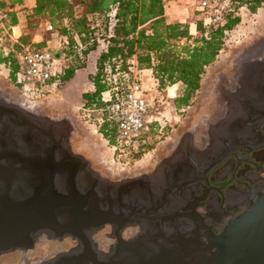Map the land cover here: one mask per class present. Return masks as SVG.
Returning <instances> with one entry per match:
<instances>
[{
  "label": "flooded vegetation",
  "instance_id": "obj_1",
  "mask_svg": "<svg viewBox=\"0 0 264 264\" xmlns=\"http://www.w3.org/2000/svg\"><path fill=\"white\" fill-rule=\"evenodd\" d=\"M255 46V58L261 55L262 59L253 61L248 57L239 66L258 64L254 76L250 69H245L246 74H250L249 82L244 81L249 89L242 93L239 88L234 92L236 96L229 91L226 97L229 80L234 79L233 61ZM251 47L246 46L228 60L221 71L212 74L207 92L208 107H201L212 115L205 127L210 132L209 141L204 142L202 139L206 136L194 132L195 141L181 142L176 156L162 161L158 168L142 176L147 180L151 175L150 183L146 182L151 197L142 216L131 214L134 210L141 212L140 208L123 209L124 217L117 223L105 224L89 233L100 260L107 261L125 245L136 244L151 251L154 258L162 259L165 264H197L195 253H202L200 258L210 256L216 250L212 247L214 237L264 193V35ZM225 100L232 101L234 108L229 115L222 106ZM188 148H192L191 155ZM67 160L62 180L70 188L74 179L79 183L81 169L76 160ZM182 171L185 173L181 174ZM153 179L161 183L154 186ZM134 183L128 185L127 190L137 195L140 182ZM88 209L94 210L91 206ZM112 209L116 211L114 206ZM40 240L42 237L36 239ZM51 258L35 256L13 264H48Z\"/></svg>",
  "mask_w": 264,
  "mask_h": 264
},
{
  "label": "water",
  "instance_id": "obj_2",
  "mask_svg": "<svg viewBox=\"0 0 264 264\" xmlns=\"http://www.w3.org/2000/svg\"><path fill=\"white\" fill-rule=\"evenodd\" d=\"M206 125L203 127L205 134H200L204 137L209 133ZM23 133L26 134V149L15 143L0 144V255L33 249L36 237L41 234L53 239L72 237L79 242L78 248L58 255L48 264H165L162 259L154 258L151 251L133 243L132 247L127 244L118 254L102 261L89 240V233L95 229L117 223L124 217L123 209L137 207L141 212L134 210L131 214L143 215L142 210L151 197L147 189L151 175L147 177L148 183L141 178L113 184L120 192L128 193L126 200L121 193L118 197L111 185L102 191V179L69 150L65 133L57 135L51 128H43L32 116L0 97V139L13 140ZM30 134L42 139L39 148L32 145ZM206 139L202 140L207 142ZM187 150L191 155L192 148ZM199 155L196 154L198 158ZM67 159L76 160L81 169L79 183L74 179L70 188L62 180ZM84 175L85 180L82 179ZM153 180L154 186L161 183ZM138 181L140 190L132 195L127 186ZM88 205L94 210H89ZM113 206L121 213L114 212ZM212 247L216 250L208 257L200 258L202 253H195L197 264H264V193L229 221L224 231L214 237Z\"/></svg>",
  "mask_w": 264,
  "mask_h": 264
},
{
  "label": "rangeland",
  "instance_id": "obj_3",
  "mask_svg": "<svg viewBox=\"0 0 264 264\" xmlns=\"http://www.w3.org/2000/svg\"><path fill=\"white\" fill-rule=\"evenodd\" d=\"M30 1L27 0V4L30 5ZM197 7V0H171L166 5L168 13L166 18L169 22L188 24L190 33L196 35L197 26L195 23L201 20V14L198 12ZM239 15L241 21L228 34L225 51L222 52L216 63L207 69L202 80L201 89L194 95L189 106L177 108L173 102L177 95L179 84L172 89L169 87L165 90H160L158 83L150 73L146 72L143 74L141 79L147 90L146 102L150 109L149 120L155 126L152 129L147 128L148 130L146 129L143 133L146 136V142L140 148L141 150L132 148L125 150L123 153L115 151L100 132L101 114L85 106L86 101L83 95L94 87L92 77L97 73L96 57L98 53L96 54V52L83 56L81 54L82 50H79V59L86 67L78 70L71 80L62 81L46 92L32 93L20 90L11 79L9 69L5 65L0 64V97H7L4 98L7 102L14 104L27 113L33 112L32 114L34 115L42 116L43 114L42 117L46 116L48 122L58 127L62 134L65 133L69 150L77 157H80L88 168L106 183L125 184L133 178H135L133 181L139 180L146 172L158 168L162 161L171 159L178 153V147L181 142L194 139L195 135L191 131L194 133L195 122L200 124L196 133L200 132L199 134H202L204 132L203 127L205 123H208L209 120L206 119L209 118L210 114L201 107H208L206 105L207 92L212 74L215 71H221L228 60L232 59L235 54L243 51L246 46L251 47L257 38L264 35V4L256 13H251L248 9L242 8ZM21 20V36L25 35L28 37L30 44H38L37 41L40 40L41 42L45 38L50 41L57 40V43L50 44L52 51H61L64 48L56 35H52L54 31H47L46 26L42 23L31 22L26 13L21 15ZM105 24L106 22L103 18H99L95 23L97 27L95 36L99 42L97 51L106 47L104 42V38L107 35ZM19 35V32L16 31L15 36L18 37ZM20 37L14 38L12 31L10 33L4 31L0 35L2 39L0 43L2 44V49H4L2 52L6 53L12 49L13 43H16L15 41L19 43ZM256 50L257 46L238 55L233 61L232 69L237 66L236 64H238L243 55L249 57L250 54L252 57L247 58H253V61L260 59L259 56L255 58ZM247 58L245 61H247ZM71 61V58H69L66 62H62V67L64 65L68 67ZM245 66L248 65L244 64L241 68L244 69ZM20 101L21 103L26 102L30 105V108L27 106L25 109V107L18 105ZM30 109L33 111L31 112ZM176 146L177 148H175ZM78 246L79 242L72 237L53 239L43 236L42 240L36 241L34 248L31 250H17L0 255V263L26 262L35 256L40 259L51 256L53 257L51 259H54L60 254L70 252L72 247Z\"/></svg>",
  "mask_w": 264,
  "mask_h": 264
},
{
  "label": "trees",
  "instance_id": "obj_4",
  "mask_svg": "<svg viewBox=\"0 0 264 264\" xmlns=\"http://www.w3.org/2000/svg\"><path fill=\"white\" fill-rule=\"evenodd\" d=\"M171 0H35V7L28 19L32 22L47 23L53 26V36L64 46L61 51H52L51 43L45 38L38 44H30L25 35L13 43L12 49L3 53L0 43V64L10 71V77L19 87L18 76L21 73V46L32 45L41 50H48L66 62L71 58L68 67H62L57 79L61 82L71 80L76 72L86 67L79 59V50L83 56L97 51L99 42L95 36V23L99 18L106 22V47L97 59V73L92 77L94 91L83 95L86 108L101 111L105 107L104 94L112 91L107 65L114 59L121 61V71L130 73L133 60L137 70H150L160 90L179 84L177 95L173 99L177 108L190 105L192 98L201 89L202 80L207 69L216 63L225 51L228 34L240 21L242 8L256 13L262 8L264 0H234L235 9L225 14L223 24L205 26L201 20L196 22L197 34L190 33V26L181 22H169L166 18V5ZM25 0H0V9L5 12L4 22H0V35L13 32L19 25L16 6L23 5ZM115 12V23L111 18ZM13 38V37H12ZM0 38V42H1ZM113 70L116 64L112 63ZM122 82V77L119 78ZM156 124V123H155ZM155 126L154 123L149 128ZM100 132L112 147L118 145L115 129L109 122H104ZM146 142V136L136 148L140 149ZM141 150V149H140Z\"/></svg>",
  "mask_w": 264,
  "mask_h": 264
},
{
  "label": "built area",
  "instance_id": "obj_5",
  "mask_svg": "<svg viewBox=\"0 0 264 264\" xmlns=\"http://www.w3.org/2000/svg\"><path fill=\"white\" fill-rule=\"evenodd\" d=\"M234 0H197L198 12L203 14L205 26H218L225 22V14L234 11ZM6 18L0 9V22ZM115 23V12L111 18ZM47 31H53V26L46 24ZM13 36L17 38L14 33ZM21 73L18 88L28 92H46L61 83L57 79L62 70V61L57 59L52 52L41 50L32 45L22 46L20 52ZM112 63L116 64L113 70ZM121 61L116 59L107 65L106 71L110 74L109 81L112 91L105 93V107L101 111L90 109L101 114V126L109 122L115 129L118 145L115 151L123 153L125 150L136 148L144 137V132L153 123L149 120V105L146 102L147 90L144 87L141 75L134 70V65L128 73L121 71ZM21 76V78H20ZM122 77V82L119 78ZM148 130V129H147Z\"/></svg>",
  "mask_w": 264,
  "mask_h": 264
},
{
  "label": "bare ground",
  "instance_id": "obj_6",
  "mask_svg": "<svg viewBox=\"0 0 264 264\" xmlns=\"http://www.w3.org/2000/svg\"><path fill=\"white\" fill-rule=\"evenodd\" d=\"M18 28L17 27H15L14 28V30H15V33H16V30H17ZM19 34H20V31H19ZM253 54V53H252ZM251 55L249 54V57H250ZM248 56H245V55H243L242 57H241V59H240V61L238 62V64H236L237 66H235L233 69H232V72H233V75H234V79H232V80H229L230 82L228 83L229 85H227L228 87H226L227 89H226V95H225V93H224V95L225 96H227V94H228V96L230 95V92L229 91H231V93L233 92V94H234V92L236 91V90H238L239 88L241 89V92L243 93V92H246V90H247V86H246V84H245V80H247V77L250 75V74H246V71L248 70V69H250L251 70V74H253L255 71H256V68L258 67V66H256V65H258V64H251V67H250V65H248V66H245L244 67V69L243 68H239V66L246 60V58H247ZM252 57V56H251ZM260 57V59H262L261 57V55L259 56ZM259 61V60H258ZM260 65V64H259ZM245 68L247 69V70H245ZM252 76V75H251ZM253 76H254V74H253ZM236 78V79H235ZM251 78V77H250ZM238 79H239V82H238ZM248 81V80H247ZM247 81H246V83H247ZM249 82V81H248ZM226 83V82H225ZM233 83V84H232ZM232 84V85H231ZM236 84H237V86H236ZM231 85V86H230ZM250 85V84H249ZM174 87V86H173ZM173 87H170L171 89L173 88ZM234 87H235V89H234ZM251 88V87H250ZM249 89V88H248ZM250 92V91H249ZM241 94V93H240ZM235 95V94H234ZM234 95H232V96H234ZM227 96V97H228ZM236 96V95H235ZM4 98H7V97H4ZM230 98V97H229ZM234 98V97H233ZM10 99V98H9ZM7 101V100H6ZM225 101H226V103H225ZM224 101V103L222 104V106L225 108H223L225 111H226V113L225 114H228L229 115V113L231 112V110H233L234 108H233V106H232V101L230 102V100H225ZM13 102V101H12ZM230 102V103H229ZM17 103V102H16ZM10 104H12V103H10ZM225 104V105H224ZM18 105H20V106H23V107H25V109H26V107L27 106H29L28 108H30V105H28L26 102H22L21 103V101H20V104L18 103ZM15 106V105H14ZM17 108H19V107H17ZM20 110H22L23 112H25L23 109H21V108H19ZM29 110V109H28ZM30 111L32 112L33 110H31L30 109ZM35 111V110H34ZM26 114H29L30 116H32L33 118H34V120L36 121V123H38L40 126H42L43 128H51L53 131H55L56 133H57V135H59V134H62V132L60 131V129L58 128V127H56L54 124H52V123H50V122H48L46 119L45 120H43L44 118H42V116H38L37 114L36 115H34V114H32V113H27V112H25ZM220 113V112H219ZM222 114V113H221ZM224 114V113H223ZM224 116V115H223ZM209 117H211V116H209ZM212 118V117H211ZM223 118V117H222ZM210 118H207L206 120H209ZM227 120V119H226ZM200 122V121H199ZM206 121H205V119H204V123H205ZM209 124V123H208ZM199 123L198 122H195V124H194V132H196V131H198V128H199ZM223 125V124H222ZM221 126V125H220ZM231 128V127H230ZM228 133V132H227ZM63 135V134H62ZM209 135H210V132L208 133V135L206 136V138L208 139V141H209ZM30 136L33 138V143L34 144H32L33 146H34V148H39V146L41 145V140L42 139H40L37 135H35V134H30ZM213 136V135H212ZM198 139V138H197ZM196 139V140H197ZM193 141H195L194 139H193ZM12 144V143H15L16 145H19L20 147H22V148H24V149H26L27 148V144H26V134L25 133H23V134H19V135H17L16 136V138L15 139H13V140H2V139H0V144ZM201 143H203V142H201ZM197 144V143H196ZM198 145V144H197ZM200 146V145H199ZM32 147V146H31ZM31 147H29V150H32V148ZM211 147V146H210ZM209 147V148H210ZM201 148V147H200ZM201 150V149H200ZM90 178H92V177H89V179ZM82 179L83 180H85L86 179V176L84 175V176H82ZM100 189L103 191V188L104 187H106V186H108V185H111V187L113 188V191L114 192H116L117 193V196L119 197V195H118V193H121L122 194V196H123V198L126 200V199H128V193H126V192H120L119 190L120 189H117V187L115 186V185H113V184H110V183H106L105 181H103L102 180V182L100 181ZM142 198H143V196H144V194H141L140 195ZM41 237H43V235H38L36 238H37V240L39 239V238H41ZM96 239V238H95ZM94 244H95V242H94ZM101 254V253H100ZM101 256V255H100Z\"/></svg>",
  "mask_w": 264,
  "mask_h": 264
},
{
  "label": "crops",
  "instance_id": "obj_7",
  "mask_svg": "<svg viewBox=\"0 0 264 264\" xmlns=\"http://www.w3.org/2000/svg\"><path fill=\"white\" fill-rule=\"evenodd\" d=\"M35 7V0H31L30 1V5L29 4H27V0H25V2H24V4L23 5H21V6H16L15 7V9H14V11L16 12V16H17V18H18V23H19V25L17 26V30L16 31H20V35L17 37V38H19L20 36H21V24H22V20H21V15H23L24 13H26L27 15H29L30 13H32V10H33V8ZM168 16V13H167V9H166V17ZM196 27V26H195ZM14 33H15V30H14ZM193 34V33H192ZM40 38V37H39ZM38 43L40 42V40L39 41H37ZM104 49H105V47L104 48H102L101 50H99V51H95L96 52V54L98 53V55H97V57H96V60L99 58V56H100V54L104 51ZM93 53V52H92ZM133 65H134V70L136 71V72H138L140 75H141V77L143 76V74L144 73H146V72H148V73H150L151 75H152V72L150 71V70H142V71H138L137 70V62H136V60L134 59L133 60ZM94 87H92V89H90V91L89 92H92V91H94V89H93Z\"/></svg>",
  "mask_w": 264,
  "mask_h": 264
}]
</instances>
